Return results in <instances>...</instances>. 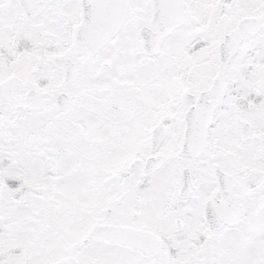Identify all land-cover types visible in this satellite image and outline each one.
<instances>
[{
	"label": "snow or ice",
	"instance_id": "6c2138e0",
	"mask_svg": "<svg viewBox=\"0 0 264 264\" xmlns=\"http://www.w3.org/2000/svg\"><path fill=\"white\" fill-rule=\"evenodd\" d=\"M0 264H264V0H0Z\"/></svg>",
	"mask_w": 264,
	"mask_h": 264
}]
</instances>
